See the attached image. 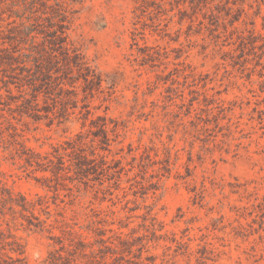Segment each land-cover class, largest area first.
<instances>
[{
    "label": "rangeland",
    "instance_id": "1",
    "mask_svg": "<svg viewBox=\"0 0 264 264\" xmlns=\"http://www.w3.org/2000/svg\"><path fill=\"white\" fill-rule=\"evenodd\" d=\"M0 264H264V0H0Z\"/></svg>",
    "mask_w": 264,
    "mask_h": 264
}]
</instances>
